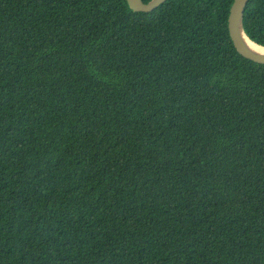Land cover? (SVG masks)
I'll list each match as a JSON object with an SVG mask.
<instances>
[{
    "label": "trees",
    "instance_id": "trees-1",
    "mask_svg": "<svg viewBox=\"0 0 264 264\" xmlns=\"http://www.w3.org/2000/svg\"><path fill=\"white\" fill-rule=\"evenodd\" d=\"M233 3L0 0V264H264V64ZM244 27L264 47V0Z\"/></svg>",
    "mask_w": 264,
    "mask_h": 264
},
{
    "label": "water",
    "instance_id": "water-1",
    "mask_svg": "<svg viewBox=\"0 0 264 264\" xmlns=\"http://www.w3.org/2000/svg\"><path fill=\"white\" fill-rule=\"evenodd\" d=\"M167 0H127L130 8L135 12H152L163 5ZM250 0H234L228 18L229 34L238 53L246 59L264 64V52L255 51L250 47L253 42L247 35L244 27V14ZM256 44V43H255ZM258 45V44H256ZM263 48V46L258 45Z\"/></svg>",
    "mask_w": 264,
    "mask_h": 264
},
{
    "label": "bare ground",
    "instance_id": "bare-ground-1",
    "mask_svg": "<svg viewBox=\"0 0 264 264\" xmlns=\"http://www.w3.org/2000/svg\"><path fill=\"white\" fill-rule=\"evenodd\" d=\"M249 44H250V47L252 48V49H254L255 51H258V52H264V49L263 48H261V47H259L258 45H256L255 43H251V42H249Z\"/></svg>",
    "mask_w": 264,
    "mask_h": 264
}]
</instances>
